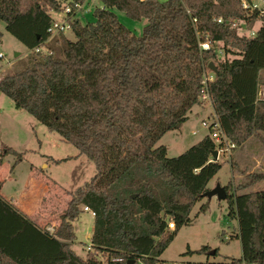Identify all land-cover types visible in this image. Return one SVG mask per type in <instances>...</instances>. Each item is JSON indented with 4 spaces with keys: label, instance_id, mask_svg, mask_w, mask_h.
<instances>
[{
    "label": "trees",
    "instance_id": "trees-1",
    "mask_svg": "<svg viewBox=\"0 0 264 264\" xmlns=\"http://www.w3.org/2000/svg\"><path fill=\"white\" fill-rule=\"evenodd\" d=\"M71 1L85 0H0V25L29 49H49L35 53L31 67L3 76L0 93L95 166L91 179L69 192L52 234L27 215L41 198L39 185L27 179L25 192L12 200L23 212L0 194V264H102L99 256L106 264H157L221 167L209 132L175 157L157 143L199 105L209 62L217 68L208 84L212 109L227 139L238 147L264 132V99L257 98L264 85V17L247 36L237 24L251 25L258 15H247L243 0H99L93 22L71 19L75 40L65 39L58 54L48 28L52 14ZM112 8L147 19L142 34L120 23ZM206 39L212 48L201 51L198 42ZM263 180L264 171H252L224 186L237 220L240 264H264V190L243 192ZM84 207L94 218L82 258L69 243Z\"/></svg>",
    "mask_w": 264,
    "mask_h": 264
},
{
    "label": "rangeland",
    "instance_id": "rangeland-1",
    "mask_svg": "<svg viewBox=\"0 0 264 264\" xmlns=\"http://www.w3.org/2000/svg\"><path fill=\"white\" fill-rule=\"evenodd\" d=\"M253 1L260 7L264 6V0ZM95 7H102L99 0H85L81 11L75 13V16L82 23L93 22ZM111 10L117 15L119 22L133 34L137 36L142 34L147 19L133 20L116 8ZM52 16L60 19L62 11ZM261 22V17H258L252 26L240 21L237 24V32L240 35L251 36V31L256 32ZM0 31L2 33L0 36L1 79L5 75L31 67L38 59V55L32 53L21 41L7 32L3 23L0 25ZM65 39L75 40L71 30L51 38V44L55 42L54 44L59 46L58 54H62L60 47ZM220 46V44L217 45L218 48ZM47 47L48 44L44 45L42 51L45 52ZM223 54V51L219 53L220 56ZM226 56L229 59L235 57L230 54ZM263 92L264 86L259 85L258 99L263 100ZM188 114L190 116L186 123L165 133L157 143L167 148V157H175L198 142L210 132L203 122L210 123L216 118L212 104L205 100L199 105H194ZM193 130L196 134L192 133ZM217 160L221 167L210 185L218 182L225 186L231 181L237 185L245 181L244 176L236 178L237 174L251 171L255 167V171L264 169V132L251 136L242 146L222 154ZM44 163L47 164L46 167H43ZM94 173L93 162L81 154L76 147L63 141L57 133L49 131L23 109L15 107L6 95L0 94V194L4 198L15 200L24 193L25 181L29 177H35L45 184L48 192L46 197L41 195L40 199L44 198V203L39 211L45 214L47 219L44 218L43 224L41 222L38 225L46 230V227H49L47 225L52 224L49 222L51 216L58 220L57 216L65 206L69 192H73L74 189L89 181ZM32 183L39 185L35 181ZM38 187L43 194L42 187L40 185ZM260 190H264V180L243 192ZM202 206L204 210H200ZM72 225L75 238L69 243L70 247L78 256L83 257L87 253V247L90 246L89 236L93 229V217L90 212L83 210L72 221ZM53 228L55 230V225ZM237 233V220L232 213L229 200H219L216 196L205 198L194 205L188 222L174 235L159 256L157 264H240L237 260L242 252ZM203 246L208 247L209 251L197 253L196 251ZM99 258L102 264L106 263L105 257L99 256ZM136 264L143 263L138 261Z\"/></svg>",
    "mask_w": 264,
    "mask_h": 264
},
{
    "label": "built area",
    "instance_id": "built-area-1",
    "mask_svg": "<svg viewBox=\"0 0 264 264\" xmlns=\"http://www.w3.org/2000/svg\"><path fill=\"white\" fill-rule=\"evenodd\" d=\"M83 3H76V2H72V1L63 3L62 17L60 19H55V17H52L53 20H52V22L48 28V33H49L48 39L49 40L53 36L61 34V33L64 34L66 31L71 29L70 21L73 18L72 16H75V13H78L79 11H81V9L83 7ZM242 8L244 10H246L247 15H249L253 12H256L258 17H261V18L264 17V6L260 7L259 4H257L254 1L247 2L246 0H243L242 1ZM187 13L189 14V11H187ZM191 21H192V23H195L196 19L192 17ZM217 21L220 22L221 18H219ZM255 33L256 32L251 31V36L255 35ZM217 45H219V44L218 43L216 44L215 49L219 55V53L222 52L223 50H222L221 46H220V48H218ZM42 47H44V45L30 49V51L32 53L41 52ZM198 47L201 51L202 50H209L212 48V44L208 39H206L203 41H199ZM48 52H49V49L47 47L44 53H48ZM214 75H215L214 72H212L208 67H206L204 69L202 80H201L202 88H201V92H200V96H199L200 102L205 100L211 104V98H210V94H209L208 84H209V82L213 81ZM214 115L216 118L214 120H212V122H210V123L203 122V123L210 130V132H209L210 136L216 144L215 150H216V154H217V158H218L222 154L229 153L230 150L235 149V145L231 141H229L227 139V137L225 136V134L221 131L217 116L215 113H214ZM85 209H87V207H85ZM92 214L94 215L93 212H92ZM167 226H168V229L173 230L175 227V224L172 220H169L167 223ZM46 230L49 231L51 234L54 232L53 228L50 226L46 227ZM87 249H89V246L87 247ZM112 260L113 261H121L122 259L121 258H112Z\"/></svg>",
    "mask_w": 264,
    "mask_h": 264
},
{
    "label": "crops",
    "instance_id": "crops-1",
    "mask_svg": "<svg viewBox=\"0 0 264 264\" xmlns=\"http://www.w3.org/2000/svg\"><path fill=\"white\" fill-rule=\"evenodd\" d=\"M253 1V0H252ZM255 22V20L253 21V23ZM262 23V22H261ZM250 26H252V24L250 25ZM260 27V26H259ZM258 27V28H259ZM258 28H257V30H258ZM256 30V31H257ZM261 75L263 74V72H261L260 73ZM262 86H264L263 84H262ZM264 93V92H263ZM0 94H2V93H0ZM262 99H264V98H262ZM189 116H190V114H188V118H189ZM188 118H187V120L185 121V122H183L182 123V125L184 124V123H186L187 121H188ZM181 125V126H182ZM192 133L193 134H196V131L195 130H193L192 131ZM207 135V134H206ZM205 136V135H204ZM203 136V137H204ZM202 137V138H203ZM201 138V139H202ZM248 140V139H247ZM246 140V141H247ZM245 141V142H246ZM240 146H242V145H240ZM240 146H238V147H240ZM237 147H235V149H236ZM167 149V148H166ZM234 149V150H235ZM252 157H255V155H252ZM218 159V158H217ZM216 159V161H218ZM239 161V160H238ZM236 162V161H235ZM234 162V163H235ZM236 164V163H235ZM252 164H253V166L255 165L254 164V162L252 161ZM47 166V164L46 163H44L43 164V167H46ZM252 166V167H253ZM256 166V165H255ZM254 166V167H255ZM256 168V167H255ZM255 168L253 169V170H251V171H247V172H243V174H242V172H241V174H237V177L236 178H238V177H242V176H244V178H245V176H246V174L247 173H249V172H252V171H255ZM257 171H264V169L263 168H261L260 170H257ZM27 179H31L32 181H35V182H37L41 187H42V190H43V194L42 195H44V197H46V194H47V192H48V190H46V185L45 184H42L38 179H36L35 177H29V178H27ZM212 181V179L209 181V183H208V185H207V187L209 188V189H212V188H214L217 184H218V182H213V184L212 185H210V182ZM26 182V181H25ZM231 183L233 184V185H235V182H233V181H231ZM220 185V184H219ZM222 186V185H221ZM69 198H70V196H68V199H67V201H66V204H65V206L62 208V210L60 211V213H59V215L63 212V210L66 208V205H67V202H68V200H69ZM205 198H207V197H202L199 201H201V200H203V199H205ZM6 199V198H5ZM13 199V198H12ZM12 199H7L9 202H11V203H13L12 202ZM43 200H44V198H43ZM43 200H39V202H38V204H37V206L35 207V209L32 211V213L31 214H27V213H25V214H27L32 220H34L37 224H40L41 222V224H43V219L46 217V216H44L45 214H43V213H40L41 211H39L41 208V206H42V203H44L43 202ZM14 204V203H13ZM16 207H18L16 204H14ZM19 208V207H18ZM40 208V209H39ZM20 209V208H19ZM21 210V209H20ZM83 210H86V211H88V212H90L91 213V215H92V217L94 218V215L92 214V212L87 208V209H85V207L83 208ZM22 211V210H21ZM23 212V211H22ZM49 215V214H48ZM58 215V216H59ZM57 216V217H58ZM48 217V216H47ZM53 217V218H52ZM45 219H47V218H45ZM49 222H51L52 224L50 225H47V226H51L52 228H53V226L55 225V227L57 226V222H58V220H56L55 218H54V216H51V221H49ZM41 226V225H40ZM44 226V225H43ZM54 229V228H53ZM90 237V236H89ZM88 250V249H87ZM85 256H83L82 258H84Z\"/></svg>",
    "mask_w": 264,
    "mask_h": 264
},
{
    "label": "water",
    "instance_id": "water-1",
    "mask_svg": "<svg viewBox=\"0 0 264 264\" xmlns=\"http://www.w3.org/2000/svg\"><path fill=\"white\" fill-rule=\"evenodd\" d=\"M208 68L214 72V74L217 73V68L216 65L213 64V62H209ZM212 158L213 160H216L217 154L216 150L212 152ZM212 196H216L219 200L226 199L227 197V192L224 189V186H221L217 184L214 188L208 189L203 193V197L211 198ZM135 260H129L126 262V264H134Z\"/></svg>",
    "mask_w": 264,
    "mask_h": 264
}]
</instances>
